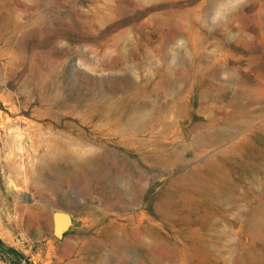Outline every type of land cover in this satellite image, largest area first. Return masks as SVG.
Segmentation results:
<instances>
[{"label":"rangeland","instance_id":"1","mask_svg":"<svg viewBox=\"0 0 264 264\" xmlns=\"http://www.w3.org/2000/svg\"><path fill=\"white\" fill-rule=\"evenodd\" d=\"M0 23V264H264V0H0Z\"/></svg>","mask_w":264,"mask_h":264},{"label":"bare ground","instance_id":"2","mask_svg":"<svg viewBox=\"0 0 264 264\" xmlns=\"http://www.w3.org/2000/svg\"><path fill=\"white\" fill-rule=\"evenodd\" d=\"M32 3V2H31ZM37 7V6H36ZM42 7V6H41ZM26 9V8H25ZM30 10V9H29ZM15 15V14H14ZM28 17V16H27ZM39 19V18H38ZM7 21V20H6ZM12 21V20H11ZM13 22V21H12ZM1 23H3V22H1ZM0 23V24H1ZM7 24V23H6ZM9 24H10V21H9ZM4 25H5V23H4ZM2 26H3V24H2ZM8 26V25H7ZM10 26V25H9ZM14 27H15V25H14ZM13 27V28H14ZM3 28V27H2ZM6 28V27H5ZM12 29V28H11ZM2 30V29H1ZM4 30V29H3ZM9 31V30H8ZM12 31V30H11ZM23 32V31H22ZM25 32V31H24ZM12 33V32H11ZM2 34V33H1ZM6 34H7V32H6ZM10 35V34H9ZM7 37V36H6ZM5 37V38H6ZM1 38V37H0ZM2 40V39H1ZM0 40V41H1ZM4 40V39H3ZM2 40V41H3ZM6 45H8V44H6ZM7 47V46H6ZM11 47V46H10ZM6 49V48H5ZM10 49V48H9ZM7 51H8V47H7V49H6ZM7 51H6V54H7ZM11 51V50H10ZM199 51V50H198ZM15 52V51H14ZM13 52V53H14ZM12 55V54H11ZM10 55V56H11ZM14 55V54H13ZM16 55V54H15ZM14 55V56H15ZM17 56V55H16ZM4 57V56H3ZM195 57V56H194ZM10 58V57H9ZM14 60V59H13ZM11 62V61H10ZM205 62V61H204ZM128 109V108H127ZM174 110V109H173ZM144 111V110H143ZM146 112V111H145ZM178 114V113H177ZM143 117V116H142ZM141 117V118H142ZM166 119V118H165ZM154 120V119H153ZM151 122V121H150ZM124 125V124H123ZM151 125V124H150ZM149 125V126H150ZM126 128V127H125ZM135 128V127H134ZM142 128V127H141ZM124 131H125V129L124 128H122ZM144 129V128H143ZM148 130V129H147ZM133 131V130H132ZM142 131V130H141ZM144 131V130H143ZM153 133V132H152ZM207 146V145H206ZM156 150V149H155ZM209 153V152H208ZM224 155V154H223ZM222 156V155H221ZM222 158V157H221ZM162 159V158H161ZM206 161V160H205ZM211 161V160H210ZM200 166H202V165H200ZM206 166V165H205ZM199 168V167H198ZM213 169V168H212ZM197 171V170H196ZM192 172V171H191ZM199 172V171H198ZM206 172V171H205ZM197 173V172H196ZM202 173V172H201ZM217 173V172H216ZM187 174V173H186ZM203 174V173H202ZM235 174V173H234ZM189 175V174H188ZM206 175H207V173H206ZM222 175V174H221ZM193 180V179H192ZM191 182H193V181H191ZM210 186V185H209ZM205 192V191H204ZM224 192V191H223ZM215 194V193H214ZM213 194V195H214ZM208 195V194H207ZM206 195V196H207ZM211 195V194H210ZM216 195V194H215ZM218 195V194H217ZM218 196H220V195H218ZM210 199H212V198H210ZM231 199V198H230ZM225 202V201H224ZM227 207V206H226ZM233 210V209H232ZM38 211V210H37ZM235 211H237V210H235ZM231 215V214H230ZM209 216V215H208ZM233 217V216H232ZM210 220V219H209ZM120 229V228H119ZM113 235H114V233H113ZM133 235H135V234H133ZM141 236V235H140ZM136 237V236H135ZM138 237V236H137ZM113 239V238H112ZM115 239V238H114ZM116 240V239H115ZM137 239H133L132 238V241H136ZM113 241V240H112ZM68 243V242H67ZM142 243H139V245H141ZM201 244H203L202 242H201ZM119 245V244H118ZM79 246V245H78ZM75 247V246H74ZM150 248V247H149ZM148 249V248H147ZM151 251V250H150ZM147 253V252H146ZM148 253H149V251H148ZM67 254V253H66ZM68 255V254H67ZM110 255V254H109ZM152 258V257H151ZM77 259V258H76ZM98 260V259H97ZM78 262H80V260L78 261ZM99 264H128L129 262H128V255H127V253H126V250H122L121 251V253L118 255V256H111V257H108L107 259H102V258H99ZM144 262V261H143ZM145 263V262H144ZM83 264H85V263H83ZM87 264H88V262H87ZM91 264V263H90ZM135 264H142L138 259H136V261H135ZM154 264V263H153Z\"/></svg>","mask_w":264,"mask_h":264},{"label":"water","instance_id":"3","mask_svg":"<svg viewBox=\"0 0 264 264\" xmlns=\"http://www.w3.org/2000/svg\"><path fill=\"white\" fill-rule=\"evenodd\" d=\"M54 224H55V228H54L55 236L59 238L62 236L63 232L69 227V225L71 224V220L69 216L65 214H57L54 217Z\"/></svg>","mask_w":264,"mask_h":264},{"label":"trees","instance_id":"4","mask_svg":"<svg viewBox=\"0 0 264 264\" xmlns=\"http://www.w3.org/2000/svg\"><path fill=\"white\" fill-rule=\"evenodd\" d=\"M16 254V253H15ZM17 257H20L18 254H16Z\"/></svg>","mask_w":264,"mask_h":264}]
</instances>
